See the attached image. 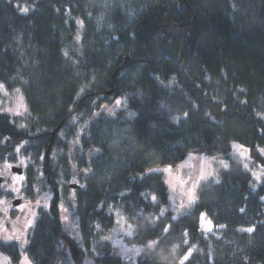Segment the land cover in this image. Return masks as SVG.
<instances>
[{
  "label": "trees",
  "instance_id": "obj_1",
  "mask_svg": "<svg viewBox=\"0 0 264 264\" xmlns=\"http://www.w3.org/2000/svg\"><path fill=\"white\" fill-rule=\"evenodd\" d=\"M149 5L116 45L84 0H0V85L19 90L27 109L0 113V160H35L40 176L29 187L55 192L22 250L32 264H53L62 245L75 258L79 244L61 228L64 204L95 264H123L99 243L117 215L130 226L128 244L152 242L136 264H181L187 253L183 264H264V159L256 151L264 146V0ZM231 142L262 164L255 188L230 158ZM197 151L228 168L196 189L187 212L161 214L166 185L148 169ZM73 173L79 187L61 185ZM201 212L210 232L199 230ZM16 250L0 244L13 260Z\"/></svg>",
  "mask_w": 264,
  "mask_h": 264
},
{
  "label": "rangeland",
  "instance_id": "obj_2",
  "mask_svg": "<svg viewBox=\"0 0 264 264\" xmlns=\"http://www.w3.org/2000/svg\"><path fill=\"white\" fill-rule=\"evenodd\" d=\"M152 2L153 0H84L85 8L94 12L93 18L98 28L107 34L109 33L110 36L107 37L109 40L105 38V42L110 43L113 41L116 45L119 43L118 33L138 19L139 15L147 11L150 7L149 4ZM0 113L11 117L24 116L27 113L25 100L19 91L9 92L0 87ZM115 128H109L112 135ZM230 147V158L241 164L242 168L250 175L252 186L255 188L263 176L262 164L251 157L249 148L244 144L231 142ZM256 151L258 156L264 159V146L257 147ZM224 163H227L225 158H213L202 151H197L187 154L183 160L177 163L149 168L148 171L159 172L163 175V181L167 189V201L160 213L170 212L174 219L185 213V211L187 212L196 200V189L205 181L212 180L216 182L218 170L223 167ZM35 166V160L31 158H10V156H7L0 160V177L4 179L0 184V201H2L0 203V244H11L18 249L16 250L18 256L15 260L10 255L0 251V264H32L30 258L22 250L25 249L27 238L37 220L38 208L44 209L54 198V193L50 189L40 190L36 183L29 187L30 179L40 176ZM11 167L21 168L22 173L16 175L11 171ZM27 169L31 173H27ZM74 174H71V177ZM257 177L259 179H256ZM74 178H70L66 181V184L61 185L77 184L78 181L76 177ZM13 189H17V191H13ZM15 199H20V203L16 207L12 205ZM202 213L204 212L200 213L198 220L199 230L207 233V231L210 232L208 230L209 218L204 213V219H201ZM74 215L76 214L67 209L65 204L60 206L61 228L76 244H79L77 252L73 250L75 258H73L71 251L65 249L62 245L58 248L59 254L53 264H95L93 259L94 249L91 255L86 254V246H84L80 234L82 227L80 221ZM84 228L83 226V230ZM212 228L213 225L211 230ZM130 236V226L127 225L122 216L117 215L111 228L99 238V243L103 246L106 244L110 252L114 256H118L123 264H136L139 254L149 247L128 244L126 239ZM9 237H12V239L9 240ZM80 253L82 257L77 260L78 263H75ZM188 256L189 253L181 259V262H184L185 257L188 258Z\"/></svg>",
  "mask_w": 264,
  "mask_h": 264
},
{
  "label": "snow or ice",
  "instance_id": "obj_3",
  "mask_svg": "<svg viewBox=\"0 0 264 264\" xmlns=\"http://www.w3.org/2000/svg\"><path fill=\"white\" fill-rule=\"evenodd\" d=\"M28 11H29V9L27 7L21 8V12H23V13H27ZM0 87H2V85H0ZM17 91H19V90H17ZM120 104H121V101L119 99H117L116 100V106H119ZM108 111H109V114H114V109H109ZM129 115H133V114L132 113H129ZM173 119L176 120L178 118L177 117H174ZM17 151H19V148L17 149ZM21 163H23V161H21ZM223 167L225 169H227L228 168V164L227 163H224L223 164ZM245 167H247V165H245ZM256 179H259V177H257ZM13 191H17V189H13ZM155 199L156 198L153 197V200H155ZM190 202H191V197H190ZM0 203H2V201H0ZM243 211H244V209H241V212H243ZM204 216H205V214L202 213L201 214V219H204ZM208 224H209L208 230L211 231V227H212L211 220L208 221ZM220 227H224V225H220ZM243 230L244 231H248V232H252L254 229L253 228H247V229H243ZM8 239L11 240L12 237H9ZM147 247L151 248L152 247V243L147 244ZM137 251L139 252V250H137ZM185 259H187V257H185ZM181 264H183V262H181Z\"/></svg>",
  "mask_w": 264,
  "mask_h": 264
},
{
  "label": "water",
  "instance_id": "obj_4",
  "mask_svg": "<svg viewBox=\"0 0 264 264\" xmlns=\"http://www.w3.org/2000/svg\"><path fill=\"white\" fill-rule=\"evenodd\" d=\"M11 171L16 173V175H20L22 173V169L21 168H18V167H11ZM3 177H0V184L3 182L4 179H2ZM69 187L71 189H76L78 188L79 186H77L76 184H70ZM20 203V199H15L13 202H12V205L13 206H18ZM74 250V249H73Z\"/></svg>",
  "mask_w": 264,
  "mask_h": 264
},
{
  "label": "flooded vegetation",
  "instance_id": "obj_5",
  "mask_svg": "<svg viewBox=\"0 0 264 264\" xmlns=\"http://www.w3.org/2000/svg\"><path fill=\"white\" fill-rule=\"evenodd\" d=\"M74 177H76V174L73 175V178H74ZM74 179H75V178H74ZM52 192L54 193V196H55V192H54V191H52Z\"/></svg>",
  "mask_w": 264,
  "mask_h": 264
}]
</instances>
